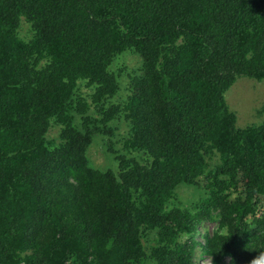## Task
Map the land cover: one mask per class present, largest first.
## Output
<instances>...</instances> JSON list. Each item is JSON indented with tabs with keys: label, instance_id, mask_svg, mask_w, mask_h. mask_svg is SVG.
I'll list each match as a JSON object with an SVG mask.
<instances>
[{
	"label": "trees",
	"instance_id": "trees-1",
	"mask_svg": "<svg viewBox=\"0 0 264 264\" xmlns=\"http://www.w3.org/2000/svg\"><path fill=\"white\" fill-rule=\"evenodd\" d=\"M126 51L141 72L114 103ZM242 76L264 79V0H0V264H251L264 121L237 126ZM182 185L203 194L181 206Z\"/></svg>",
	"mask_w": 264,
	"mask_h": 264
},
{
	"label": "rangeland",
	"instance_id": "rangeland-1",
	"mask_svg": "<svg viewBox=\"0 0 264 264\" xmlns=\"http://www.w3.org/2000/svg\"><path fill=\"white\" fill-rule=\"evenodd\" d=\"M20 35L25 39H28L31 36L30 26L25 22L20 28ZM111 70L119 74L121 87L118 95L113 98L112 101L114 103L122 102L127 98L129 93L128 86L131 78L141 72V59L135 52L126 51L115 58ZM226 99L231 110L237 114L238 127L243 128L249 125L260 124L264 121V79L258 81L245 76L238 78L236 83L226 93ZM114 124L117 126L118 136H116V138L120 141V143L116 144L115 148L116 150L121 151L123 148L121 138L127 134L128 125L122 119H118ZM59 132L60 126L53 125L49 132V137L58 141ZM88 156L92 166L96 168L107 170L109 168L115 169L117 167V163L111 160V157L107 152V147L104 145V141L101 138L96 139L92 143L88 151ZM202 194V191H200L198 187L182 185L177 190L176 201L177 204L181 206H189L200 198ZM215 227L216 224L212 222H207L202 225L200 227V232H198V239L202 242L205 241L203 235L206 229L212 231ZM210 262V256H204L202 258L200 251L198 252V264H210ZM146 264L156 263L154 260H148Z\"/></svg>",
	"mask_w": 264,
	"mask_h": 264
},
{
	"label": "clouds",
	"instance_id": "clouds-1",
	"mask_svg": "<svg viewBox=\"0 0 264 264\" xmlns=\"http://www.w3.org/2000/svg\"><path fill=\"white\" fill-rule=\"evenodd\" d=\"M251 264H264V251L258 253V255L251 261Z\"/></svg>",
	"mask_w": 264,
	"mask_h": 264
}]
</instances>
